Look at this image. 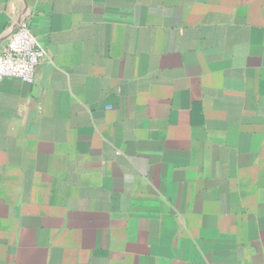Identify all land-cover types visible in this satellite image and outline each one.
<instances>
[{
	"label": "crops",
	"instance_id": "crops-1",
	"mask_svg": "<svg viewBox=\"0 0 264 264\" xmlns=\"http://www.w3.org/2000/svg\"><path fill=\"white\" fill-rule=\"evenodd\" d=\"M10 2L0 264H264V0Z\"/></svg>",
	"mask_w": 264,
	"mask_h": 264
},
{
	"label": "built area",
	"instance_id": "built-area-1",
	"mask_svg": "<svg viewBox=\"0 0 264 264\" xmlns=\"http://www.w3.org/2000/svg\"><path fill=\"white\" fill-rule=\"evenodd\" d=\"M7 13L14 28L0 47V80L17 77L31 83L39 63L49 58V51L31 32L26 7H18L10 2Z\"/></svg>",
	"mask_w": 264,
	"mask_h": 264
}]
</instances>
